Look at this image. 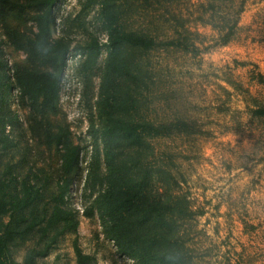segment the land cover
Masks as SVG:
<instances>
[{
    "label": "rangeland",
    "instance_id": "rangeland-1",
    "mask_svg": "<svg viewBox=\"0 0 264 264\" xmlns=\"http://www.w3.org/2000/svg\"><path fill=\"white\" fill-rule=\"evenodd\" d=\"M102 1L0 0V202L35 195L0 215L3 254L14 264H79V251L87 264H144L120 250L98 212L110 169L91 125L103 126L105 94L139 130L145 121L162 128L115 139L113 154L148 197L172 206L179 263L264 264V0H115L120 27L158 44H125L113 59ZM46 11L50 35L36 47ZM92 38L102 48L86 68ZM61 45L58 93L47 104L29 98L19 76L54 69L48 59ZM69 141L80 157L66 171ZM54 210L62 219L51 222Z\"/></svg>",
    "mask_w": 264,
    "mask_h": 264
},
{
    "label": "trees",
    "instance_id": "trees-1",
    "mask_svg": "<svg viewBox=\"0 0 264 264\" xmlns=\"http://www.w3.org/2000/svg\"><path fill=\"white\" fill-rule=\"evenodd\" d=\"M53 6L58 0H41ZM96 0H90L94 2ZM115 0L102 1V10L104 13L105 24L109 29L110 44L113 47L110 59H113L120 53V48L127 44L133 46H141L143 48H153L158 44L156 38L144 32L137 30L122 29L119 22V14L114 10ZM237 19L234 20V24ZM36 37L30 39V42L41 47L47 41L50 35V11H46L37 15ZM88 53H86V68H90L97 60L102 43L97 38L87 45ZM31 56H39V53H29ZM55 62V68L50 70L27 72L26 76L19 73V80L23 92L31 99L36 100L43 98L45 104L49 103L59 91V84L62 78V72L66 66L67 50L61 45L60 53H51L48 59ZM108 73V71H107ZM106 74L103 87L107 86L108 80L112 77ZM112 102L110 95L102 97V105L100 106V114L103 118V126L97 128L92 124L93 134L102 132L106 162L109 173L106 175V185L103 191L97 197V207L99 216L103 222L107 234L113 238L120 250L127 255L136 258L144 264H180L179 259L182 257L178 251L177 234L174 230H169L170 221H175L174 212L171 211L170 217L167 215L166 209L172 206L164 203L161 199H151L145 194L142 180L136 181L134 175L127 171L123 173L121 170L127 169L126 164H119L113 154L114 140L120 137H133L142 133L158 134L162 128L151 121L143 122V129L139 130L140 122L130 121L115 115L111 110ZM256 112L264 115V107L256 109ZM58 142H62L60 133L58 134ZM80 157L78 145L72 142L64 143V152L62 155V165L66 171H70L77 164ZM120 166V167H119ZM32 187V186H31ZM61 197L69 191V186L62 187ZM35 195L29 190L23 196L17 194L10 203L3 198L0 202V215L9 209H20L30 204ZM10 205L8 207L7 205ZM56 210H64L70 213V210L60 206ZM54 210L51 215V222L62 219L57 217ZM171 218V220H170ZM72 220V219H71ZM75 227L76 222L69 225ZM12 236V235H10ZM4 247L0 246V264H14L4 254ZM88 255L78 252L79 264H87Z\"/></svg>",
    "mask_w": 264,
    "mask_h": 264
}]
</instances>
